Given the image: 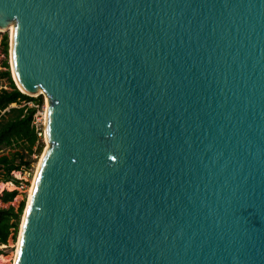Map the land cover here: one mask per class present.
Here are the masks:
<instances>
[{"label":"water","instance_id":"obj_1","mask_svg":"<svg viewBox=\"0 0 264 264\" xmlns=\"http://www.w3.org/2000/svg\"><path fill=\"white\" fill-rule=\"evenodd\" d=\"M11 24L49 143L14 264H264V0H0Z\"/></svg>","mask_w":264,"mask_h":264},{"label":"trees","instance_id":"obj_2","mask_svg":"<svg viewBox=\"0 0 264 264\" xmlns=\"http://www.w3.org/2000/svg\"><path fill=\"white\" fill-rule=\"evenodd\" d=\"M2 46L3 52L7 56L9 50L7 34L3 37ZM3 67L5 70L0 72V77L8 79L10 89L0 90V151L4 148L22 147L28 151V154H31L34 147H37L36 144L41 137L38 136L32 125L37 107H30L27 103L34 102L35 105L39 106L42 104L43 98L41 95L37 97L29 96L18 89L11 77L9 63L6 59L3 62ZM12 104H17L18 106L11 107ZM41 147L42 144H39L37 147L38 152H40ZM15 155L20 157L19 163H15L14 158H10L7 155H0V169L3 170L4 178L2 182L4 183H19L12 178L11 172L20 170L22 166L28 165L27 162H23V156L19 151ZM17 194V190H4L1 195V201L3 203L11 202ZM23 211V201L16 210L12 206L0 208V245H6L10 236L12 239L15 238Z\"/></svg>","mask_w":264,"mask_h":264},{"label":"rangeland","instance_id":"obj_3","mask_svg":"<svg viewBox=\"0 0 264 264\" xmlns=\"http://www.w3.org/2000/svg\"><path fill=\"white\" fill-rule=\"evenodd\" d=\"M6 34L8 35V40H9V50H8L7 56L4 54L3 46H2V40H3L4 35H6ZM5 59L8 61L9 68H10L11 65H10V30L9 29L0 31V72L5 70V68L3 67V62ZM10 72H11V69H10ZM11 77H12V72H11ZM1 89H10L9 81L7 78H1L0 77V90ZM39 95L42 96L43 102L41 105H39L37 107V109L39 110V112L44 113L45 108H46V101H47L45 94L43 92H39L38 94H34V96H32V97H37ZM27 104L30 107L31 106L36 107L34 102H29ZM22 105H24V103H22ZM17 106H18L17 104L11 105V107H17ZM42 127L44 130L45 124ZM44 133H45V130H44ZM44 137H45V135H44ZM44 137H41L36 144L37 147L39 146V144H42L40 152L37 151V147H34L33 153H31V154H28V151L22 147L4 148L0 151V155L4 154V155L9 156L10 158H14L15 163H19V161H20V157L15 155L19 151V153L23 156V159H22L23 162L28 163L27 166H22L20 170H15V171L11 172L12 178L17 180L19 183L10 182L14 186H6L5 188H3L1 190V192H0V208H8L9 206H12L16 210L22 201L24 202V208H25L26 203H27V199H28L29 186L31 185L32 179L34 177V174L36 171V166H37V164L40 160V157H41V155H42V153H43V151L47 145ZM3 178H4L3 170L0 169V183H4V182H2ZM5 183H8V182H5ZM4 190H7V191L17 190L18 194L15 196V198L11 202L3 203L1 201V195H2V192ZM21 219H22V216H21ZM21 219L19 222V226H18V230H17L15 238L12 239V237L10 236L6 245H0V251L2 253L1 256H4V258L6 259V261H3L0 264H11L12 263V260H13L12 256H13V253L16 249L15 244H16L17 239H18Z\"/></svg>","mask_w":264,"mask_h":264},{"label":"bare ground","instance_id":"obj_4","mask_svg":"<svg viewBox=\"0 0 264 264\" xmlns=\"http://www.w3.org/2000/svg\"><path fill=\"white\" fill-rule=\"evenodd\" d=\"M10 30V36H12V32H13V25H9V28ZM0 31H3V30H0ZM10 62L12 63V59H11V56H10ZM12 73H13V77L15 78V75H14V71H13V66H12ZM16 79V78H15ZM21 88V87H20ZM47 101H46V108H45V111H44V118H46V109H47ZM46 121V120H45ZM47 143L41 157H40V160L36 166V171H35V174H34V177L32 179V182H31V185L29 186V192H28V199H27V203H26V206L24 208V211H23V214H22V219H21V224H20V230H19V234H18V239H17V242H16V249L13 253V260H12V263L11 264H14L15 263V258H16V253H17V249H18V244H19V239H20V234H21V229H22V225H23V220H24V216H25V212H26V209H27V206H28V202H29V198H30V194H31V190H32V186H33V182H34V179L36 177V174H37V171H38V168H39V165H40V162L42 160V157L46 151V149L48 148V145L49 143L47 142V140L45 141ZM6 186H14L12 183L8 182V183H0V192L3 188H5ZM3 261H6V259L4 258V256H1L0 255V263H2Z\"/></svg>","mask_w":264,"mask_h":264},{"label":"built area","instance_id":"obj_5","mask_svg":"<svg viewBox=\"0 0 264 264\" xmlns=\"http://www.w3.org/2000/svg\"><path fill=\"white\" fill-rule=\"evenodd\" d=\"M35 106L38 107L37 105ZM44 121V113L39 112V110L37 109L32 120V125L34 126L39 137H44V130L42 127L45 124Z\"/></svg>","mask_w":264,"mask_h":264}]
</instances>
